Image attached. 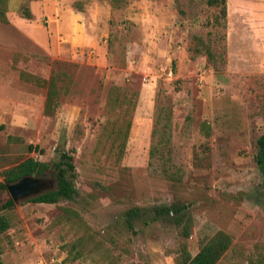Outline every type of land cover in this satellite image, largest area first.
<instances>
[{
	"label": "rangeland",
	"instance_id": "374dc122",
	"mask_svg": "<svg viewBox=\"0 0 264 264\" xmlns=\"http://www.w3.org/2000/svg\"><path fill=\"white\" fill-rule=\"evenodd\" d=\"M242 2L245 39L234 31V0L224 28L206 0H7L0 183L29 157L52 165L65 151L78 194L2 209L10 197L0 189L9 223L0 264H180L181 243L195 255L219 231L232 244L217 264H264V0ZM194 37L212 58H190ZM21 70L57 78L53 114L44 113L46 88L22 81ZM164 163L180 171L177 191ZM176 198L189 205L186 240L169 218L151 219ZM133 206L145 216L131 230L124 212Z\"/></svg>",
	"mask_w": 264,
	"mask_h": 264
},
{
	"label": "trees",
	"instance_id": "16d2710c",
	"mask_svg": "<svg viewBox=\"0 0 264 264\" xmlns=\"http://www.w3.org/2000/svg\"><path fill=\"white\" fill-rule=\"evenodd\" d=\"M209 6L215 7L219 11V17L222 23H219L224 28L225 19L227 15L226 0H206ZM79 5H78V7ZM7 0H0V23L7 22ZM22 15L25 18H30L31 14L25 7L22 10ZM190 58L195 59L201 53H212L210 47L206 45L201 39L194 37L191 47L189 48ZM19 77L22 81L32 83L36 86L46 88V98L44 103V113L51 115L55 112L59 105V88L57 86V78L54 75L48 78L40 77L25 70L19 72ZM126 136V134H125ZM258 153L256 156L257 165L264 176V133L257 139ZM37 147L32 145L28 146L29 152L36 150ZM151 156H154V150L151 151ZM57 161L48 165L47 163L40 162L32 157H29L16 166L6 169L1 172L3 182L0 183V189H6L7 185L18 182L23 177L37 176L41 177L45 173L50 172L55 177V187L43 191L39 195L30 198L32 203L42 204H57L61 201H72L77 196L78 192L74 185L76 178L75 166L72 162L73 156L70 152L60 151ZM162 176L169 183L170 187L177 191L180 179V171L172 165L162 164L159 168ZM92 187L96 190L105 188L101 187L98 183H93ZM14 201L9 199L2 205V209H8L14 206ZM189 205L178 198L174 199L167 206L156 207L152 210L153 214L151 219L154 221L156 218L167 217L171 220L173 226L177 230V234L182 239H188L192 233V219L188 212ZM126 224L129 229L134 230L133 222L145 216L143 209L137 206L128 208L124 212ZM9 228V223L5 217L0 216V233L5 232ZM232 244V238L225 232L219 231L210 238L204 240L195 255H191L187 249V245L180 244L179 247V263L180 264H217L223 257L226 251ZM78 253V252H77Z\"/></svg>",
	"mask_w": 264,
	"mask_h": 264
},
{
	"label": "water",
	"instance_id": "95a60500",
	"mask_svg": "<svg viewBox=\"0 0 264 264\" xmlns=\"http://www.w3.org/2000/svg\"><path fill=\"white\" fill-rule=\"evenodd\" d=\"M45 176H48V174L41 177L27 176L16 183L7 185L6 191L10 199L18 202L35 197L46 189L54 188L55 180L53 178L45 180Z\"/></svg>",
	"mask_w": 264,
	"mask_h": 264
},
{
	"label": "crops",
	"instance_id": "0c3cea01",
	"mask_svg": "<svg viewBox=\"0 0 264 264\" xmlns=\"http://www.w3.org/2000/svg\"><path fill=\"white\" fill-rule=\"evenodd\" d=\"M247 7L246 4L242 2V0H234V31H238V34H242L241 36L245 39V31L244 27L246 18H247ZM244 31V32H242Z\"/></svg>",
	"mask_w": 264,
	"mask_h": 264
}]
</instances>
